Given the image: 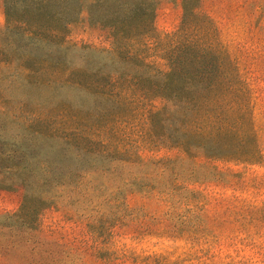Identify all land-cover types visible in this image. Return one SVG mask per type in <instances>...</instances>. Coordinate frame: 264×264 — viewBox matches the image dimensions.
I'll use <instances>...</instances> for the list:
<instances>
[{"label":"rangeland","instance_id":"obj_1","mask_svg":"<svg viewBox=\"0 0 264 264\" xmlns=\"http://www.w3.org/2000/svg\"><path fill=\"white\" fill-rule=\"evenodd\" d=\"M154 1L155 32L130 39L83 12L64 35L70 60L83 65L119 49L165 69V43L182 25L184 4ZM200 9L208 21L195 23L210 31L191 36L215 42L243 75L260 156L252 162L188 156L153 140L144 117H122L116 103L100 99L93 104L104 112L90 98L80 107L77 92L69 90L71 110L93 130L145 161L170 163L146 168L137 180L128 178L145 169L120 164L114 174L91 176L102 186L88 188L85 196L76 193L73 180L53 179V167H42L38 174L47 180L34 186H0V264H264V0H201ZM6 24V2L0 0V52L15 39L4 31ZM53 48L50 43L44 50L49 55ZM51 74L48 68L44 75ZM29 137L15 139L26 146L33 142ZM50 140L51 158L60 142Z\"/></svg>","mask_w":264,"mask_h":264},{"label":"trees","instance_id":"obj_2","mask_svg":"<svg viewBox=\"0 0 264 264\" xmlns=\"http://www.w3.org/2000/svg\"><path fill=\"white\" fill-rule=\"evenodd\" d=\"M200 1L183 0L182 25L167 37L162 69L119 49L77 65L64 41L68 24L83 12L125 39L154 33V0H5L4 31L13 32L15 39L6 41L0 52V186H34L47 180L39 170L53 167V179L73 180L76 193L85 196L88 188L102 186L91 176L114 174L120 164L145 169L128 178L137 180L145 177L141 173L146 168L161 170L170 163L145 161L93 130L89 120L71 110L65 97L69 90L77 92L80 107L86 108L88 98L92 104L100 99L116 103L122 117H144L153 140L188 156L256 160L260 149L250 88L215 42L191 36L210 31L195 23L208 21ZM50 43L55 48L48 55L44 47ZM48 68L52 74L44 75ZM19 135L34 137L33 142L25 146L23 139H15ZM52 136L59 138L60 148L50 158L52 148L46 143ZM107 159L111 163L106 166ZM100 205L93 208L100 211Z\"/></svg>","mask_w":264,"mask_h":264}]
</instances>
